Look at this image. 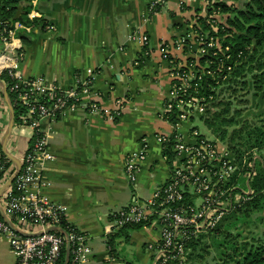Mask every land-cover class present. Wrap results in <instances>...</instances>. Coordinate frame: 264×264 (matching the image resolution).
<instances>
[{"label":"crops","instance_id":"1","mask_svg":"<svg viewBox=\"0 0 264 264\" xmlns=\"http://www.w3.org/2000/svg\"><path fill=\"white\" fill-rule=\"evenodd\" d=\"M18 1L21 12L27 2ZM150 1L32 0L31 11L43 20V29L16 32L25 75H42L67 87L76 77L84 79L93 72L92 100L108 111L122 104L116 120L87 111L86 103L54 121L42 120L54 159L43 165L42 181L47 184L40 193L62 205L66 221L88 236L91 252L82 264H126L112 257L106 244L107 236L116 231L105 235L110 215L127 206L134 194L148 198L168 178V164L155 138L158 133L172 132L159 114L170 89L169 63L161 44L181 34L183 21L200 11L204 0H188L182 10L179 0H167L159 12L147 15ZM135 29L149 36L146 56L141 46L127 38ZM9 121L10 110L0 86L1 147L8 158L21 162L29 130L13 123L4 142ZM142 138L148 143V154L134 186L124 173L123 162L128 153L139 150ZM128 236L137 258L153 263L159 228L146 225ZM14 261L7 238L0 235V264Z\"/></svg>","mask_w":264,"mask_h":264},{"label":"built area","instance_id":"2","mask_svg":"<svg viewBox=\"0 0 264 264\" xmlns=\"http://www.w3.org/2000/svg\"><path fill=\"white\" fill-rule=\"evenodd\" d=\"M166 1L151 0L147 15L159 12ZM187 1L179 0L181 10L185 9ZM215 1L204 0L201 10L183 21L181 34L173 42L161 44L162 52L170 56V89L159 114L170 124L172 132L158 133L155 138L168 164V178L148 198H138L134 194L127 206L113 212L105 234L140 221L157 226L159 239L153 247V263L183 259L190 239L212 229L235 203L238 206L251 193L247 181L244 187L231 182L238 168L233 152L216 138L209 140L190 126L193 117L205 109V99L197 96L199 84L209 77L215 79V68L218 64L222 67L230 58L225 52L228 47L223 49L220 44L227 32L225 14L212 5ZM27 16L32 20L37 14L31 11ZM202 22L208 29H203ZM32 28L19 20L9 23L0 19V42L3 44L0 75L6 71L12 80L8 89L14 95V104L23 109L18 125L29 130L21 168L0 197V235L8 240L15 257L14 264H56L61 249L65 248V236L47 229L60 226L67 232L70 243L68 264H82L91 252L88 236L66 221L62 205L40 193V188L47 184L42 181L43 165L54 159L42 120L54 121L83 103H86L87 111L101 112L106 118L116 120L122 104L108 111L92 100L93 72L84 79L76 77L67 87L50 82L42 75H25L20 69L22 47L16 32H29ZM127 38L142 48L149 43V36L140 29L132 30ZM148 53V50H142L144 56ZM206 56L208 58H204ZM212 57H216L217 62L212 61ZM214 62L217 65L212 69ZM220 78L223 81L227 76L223 74ZM168 153L172 154L170 160ZM3 154L0 136V186L16 170V165L6 166ZM147 154L148 143L142 138L139 150L124 158V173L134 186ZM256 156H252L251 166ZM1 211L7 216L6 220Z\"/></svg>","mask_w":264,"mask_h":264},{"label":"trees","instance_id":"3","mask_svg":"<svg viewBox=\"0 0 264 264\" xmlns=\"http://www.w3.org/2000/svg\"><path fill=\"white\" fill-rule=\"evenodd\" d=\"M25 1L27 4L22 7L21 19H13L19 1L0 0V19L9 23L19 20L33 28L43 29L42 19L28 18L32 0ZM229 1L216 0L212 5L219 7L220 12L225 14L226 25L224 26L227 32L220 44L223 49L228 47L225 52L230 58L225 60L220 68L219 64L216 67L217 63L214 62L211 68L216 67L215 79L209 77L199 84L197 96L205 99L203 100L205 109L197 115V118L213 135H218L214 137L224 142L235 155L238 168L231 182L239 183L238 174H241L244 184L248 182L251 193L238 206L235 203L212 229L190 239L186 243L183 259H170L165 264H196L197 259L202 260L205 253H209L210 247H214L212 258L214 264H264V230L248 229L247 232L243 230L248 218L264 210V118L252 121L248 118L240 120L238 117L242 107L236 109L235 104L232 106L233 101H236L246 108L250 101L248 94L251 92L254 96L264 95V0ZM201 25L204 26L203 29H208L204 22ZM220 33L222 34L221 31ZM143 50H147V46L143 47ZM211 60L217 62L216 57H212ZM228 66L230 69H227ZM223 74H226L227 78L222 81L220 77ZM0 80L4 83L13 105L14 123L18 124L21 121L23 109L14 104V95L8 89L12 80L6 71L1 73ZM231 108L235 110L231 112ZM253 154L257 156L251 166ZM245 156H248V159L244 163L242 158ZM3 157L6 166L12 164V160L6 154H3ZM171 157L172 154L168 153L169 160ZM146 225H148L147 221L123 225L108 235L106 244L112 257L118 258L114 241L116 236L123 235L125 240H128L126 229H139ZM232 229H236V232ZM207 240L210 241L207 242ZM63 258L64 247L56 264H62ZM125 262L133 264L130 261ZM150 264L160 263L151 262Z\"/></svg>","mask_w":264,"mask_h":264},{"label":"rangeland","instance_id":"4","mask_svg":"<svg viewBox=\"0 0 264 264\" xmlns=\"http://www.w3.org/2000/svg\"><path fill=\"white\" fill-rule=\"evenodd\" d=\"M230 2L229 0H227ZM252 93V92H251ZM248 94L249 98V103L245 106L244 108L242 105H239L236 101H233L232 106L234 105L236 109L241 108L240 110V116L238 117L240 120H243L244 118H248L250 121L255 120V119H260L264 118V95L260 94L257 96H254L252 94ZM223 94V93H222ZM221 94V96H222ZM248 107V108H247ZM244 108V109H243ZM234 108H231V112L234 111ZM256 114H259L260 116L257 117ZM190 126L194 129H196L203 137L209 139V140H214V136L218 135H213L212 132L203 124V122L198 119L197 117H193L192 121L190 122ZM218 140V139H217ZM219 142L223 143L227 147V145L218 140ZM228 148V147H227ZM229 149V148H228ZM256 154H253L254 156ZM243 162H245L246 159H248V156H245L242 158ZM239 178V185L240 187H244V180L243 177H241V174H238ZM238 180V179H237ZM261 218V219H260ZM260 219V220H259ZM248 229L254 230L257 229L258 231H263L264 230V210L260 213H255L253 214L250 218H248L247 223L243 227L244 232H247ZM133 230H138V229H126L128 235L133 231ZM233 232H236V229H232ZM115 249L116 253L119 259H122L124 261H130L133 264H150V263H144L140 261V259L137 258L135 255V247L132 246V244L128 240H125L123 235L121 236H116L115 237ZM210 240H207L209 242ZM209 253H205V257L202 260L197 259L196 264H214L213 262V257H214V247H210ZM135 255V257H134Z\"/></svg>","mask_w":264,"mask_h":264},{"label":"water","instance_id":"5","mask_svg":"<svg viewBox=\"0 0 264 264\" xmlns=\"http://www.w3.org/2000/svg\"><path fill=\"white\" fill-rule=\"evenodd\" d=\"M13 19H21L19 10L16 11ZM0 86H1V91L3 93V96H4V98H5L6 102H7L9 110H10V121L8 123V128H7V131H6L5 136H4V142H5L6 139L8 138V136H9L10 132H11V129H12V126H13V123H14V112H13V105H12L8 95H7V92H6L5 85H4V83L1 80H0ZM3 152H4V154H6V156L9 157L7 152H5V151H3ZM15 162H16V164H15L16 165V170L12 174V176L0 188V195L11 184L13 178L15 177V175L17 174V172L21 168V162L19 160H15ZM1 213L4 214L2 211H1ZM47 231H58V232L62 233L65 236L66 243H65V248H64V258H63L62 264H68L69 258H70V243H69V240H68L67 232L60 226L50 227V228L47 229Z\"/></svg>","mask_w":264,"mask_h":264}]
</instances>
